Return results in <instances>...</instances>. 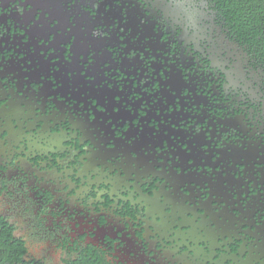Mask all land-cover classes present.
Listing matches in <instances>:
<instances>
[{"label": "flooded vegetation", "instance_id": "flooded-vegetation-1", "mask_svg": "<svg viewBox=\"0 0 264 264\" xmlns=\"http://www.w3.org/2000/svg\"><path fill=\"white\" fill-rule=\"evenodd\" d=\"M234 27L214 0H0V194L39 259L264 264V41Z\"/></svg>", "mask_w": 264, "mask_h": 264}, {"label": "trees", "instance_id": "trees-1", "mask_svg": "<svg viewBox=\"0 0 264 264\" xmlns=\"http://www.w3.org/2000/svg\"><path fill=\"white\" fill-rule=\"evenodd\" d=\"M214 1L232 27L235 25L234 28L239 31L250 32L252 38L260 36L264 41V0ZM6 213L0 209V264H105L91 250L75 254H71L73 251L64 252L57 261L39 259L31 249L40 247L44 241L40 240L35 229L26 231L23 225L17 220H11Z\"/></svg>", "mask_w": 264, "mask_h": 264}, {"label": "rangeland", "instance_id": "rangeland-1", "mask_svg": "<svg viewBox=\"0 0 264 264\" xmlns=\"http://www.w3.org/2000/svg\"><path fill=\"white\" fill-rule=\"evenodd\" d=\"M7 199H8V200H7ZM10 200H12V198H7L6 195L0 196V209H1V211H8V212H11V211H12V214H13V212H14V213L16 214V215H15V216H16V220H19V221L21 222V223H19V224H21V225L24 226V224H25L26 222H28V218L31 217L30 214L24 212L23 207H21L18 203H14V202H12V201H10ZM8 202H10V205H9ZM15 207H16L17 209H15ZM8 208H9V210H8ZM11 209H13V210H15V211H13V210H11ZM17 217H18V218H17ZM24 220H25V221H24ZM15 222H16V221H15ZM81 225H82L81 228H77L78 231H83V230H84L83 227H84L85 225H84V224H81ZM25 226H26V225H25ZM25 230L27 231V229H25ZM44 247H46V246H45V245H41L40 247H35V249H31V250H34V253H36V254L44 255V253H45L46 251H50L51 246L49 245V247H48V245H47L46 248H44Z\"/></svg>", "mask_w": 264, "mask_h": 264}]
</instances>
